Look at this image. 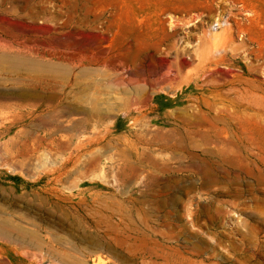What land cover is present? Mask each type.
<instances>
[{"label":"rangeland","instance_id":"rangeland-1","mask_svg":"<svg viewBox=\"0 0 264 264\" xmlns=\"http://www.w3.org/2000/svg\"><path fill=\"white\" fill-rule=\"evenodd\" d=\"M0 228V264H264V0H0Z\"/></svg>","mask_w":264,"mask_h":264},{"label":"bare ground","instance_id":"bare-ground-1","mask_svg":"<svg viewBox=\"0 0 264 264\" xmlns=\"http://www.w3.org/2000/svg\"><path fill=\"white\" fill-rule=\"evenodd\" d=\"M5 233H6V231L4 229L0 228V234H5Z\"/></svg>","mask_w":264,"mask_h":264}]
</instances>
